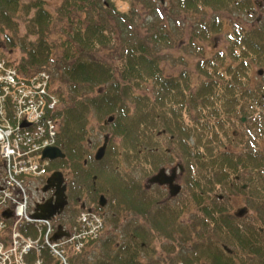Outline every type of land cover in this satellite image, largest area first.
Masks as SVG:
<instances>
[{
	"label": "rangeland",
	"instance_id": "374dc122",
	"mask_svg": "<svg viewBox=\"0 0 264 264\" xmlns=\"http://www.w3.org/2000/svg\"><path fill=\"white\" fill-rule=\"evenodd\" d=\"M250 1L254 8L234 13L232 10H215L205 7L200 2L198 8H189L184 5V0H164V2L161 0H114L120 12L114 13L107 7V13L101 15L104 19L103 23L107 26L106 33L108 32L107 36L111 42L108 45H100L97 56L108 63L116 74L118 69L124 67L125 49L127 51L131 45H138L143 40H152L155 31L156 38L163 36L156 43H158L161 57L160 66L164 75L176 76L181 80L182 73L185 72L191 78L192 86L195 88L201 87L203 80L208 78L223 86V89L218 90L219 92H217L218 87L215 88L217 96H212L213 104H209L207 107L201 106L200 109L194 108L192 112H189L186 107L183 110L184 125L188 124L196 130L189 137L190 146L197 144L199 137H202L205 144L208 139L212 140V145L217 152L228 151L237 156L257 151L264 159V102L251 92V90L261 89V92L264 93V64L262 62L264 54L259 55L258 52L261 53V51L248 42L249 39L257 42L264 40V0ZM47 2L48 8L56 16L62 0H47ZM98 17L100 18L97 15L96 19ZM69 26L66 23L57 24L51 29V39H65L64 36L58 37L67 32ZM151 31L153 32L151 33ZM26 32V24L20 23L17 36L19 45L13 50L8 48L11 54L6 49H0V60L16 69L19 74L21 72L19 69L20 60L26 56L21 48ZM1 38H3L2 34H0ZM33 39H35L34 36ZM65 51V47L58 46L52 51L51 60L45 65L46 70L50 72L49 78L51 77V82L54 83L52 88L55 92L62 88L60 78L65 69V64L59 61V64L62 65L57 67L58 62L56 61L62 60ZM245 51L249 52V56L246 54L244 57ZM243 64L244 70L242 69ZM231 68L232 70H230ZM259 70H262V74L258 73ZM1 77L0 75V87L3 84ZM237 77L241 83H236L237 87L233 92L225 91L226 84L238 82ZM65 87L68 86L65 85L62 89L67 92ZM107 87L108 84L97 85L93 88L87 86L83 88L82 92L88 97H93L98 93V90H104ZM135 93L152 97L154 94L153 81L136 88ZM57 96H50V109H45V117L48 115L56 117L58 111L65 107V103L60 102L59 96ZM226 97L229 98V101L224 104L217 99ZM9 103L7 107L12 105V109H14V103ZM111 116L115 119L117 114H104L91 110L88 115L87 133L82 142L87 152L79 160L82 163L84 159H88L89 162L95 163L93 162L95 161L94 154L104 143L105 136H108L106 154L101 160L103 162L99 161L100 170H96V174L110 175L116 179L114 176L117 170L123 180L137 181L145 187L153 204L150 211L142 215L119 204L120 198L124 195L122 191L120 192L121 188L119 187L122 183L117 179L116 187L119 190L113 188L104 190L101 176L97 177L95 183L91 179L87 182H80L85 192L82 202L87 205V208L103 214L106 227L100 239L88 247L85 246L81 253L73 251L74 247L70 241L61 245V248L65 252L67 249L66 253L70 254V256L67 254L68 264H101L111 258L110 256L117 255L124 247H127L128 251L137 250L135 241L142 240H145L147 246L149 245L146 250L140 251L142 260L150 259L158 264L159 262L160 264H188L186 262L188 259L193 260L191 264H212L213 258L204 253V251H208L214 256L211 250L206 249L208 245L210 249L213 248L212 243L219 246L220 251H217V254L223 259L230 256L237 261L241 259L258 260L254 254H249L252 257L243 255L244 253L240 251L236 243H233L229 238H224V234L219 232V225L205 218L193 193H200L202 195L201 202L208 205L217 204L226 207V213L235 218L233 222L240 228L254 226L263 231L264 210L257 209V207L261 204L264 196L260 198L256 191L260 181L264 179V163L262 168L257 171L239 168L235 174H229V178L222 184L216 185L210 192L209 188L204 186L203 176L207 172L197 165L192 166L191 170L186 167L183 168V171L178 170L177 165L182 162L179 158L181 150L176 139L171 138V134L159 133L164 127L162 122H159V126L153 130L155 137L152 141L160 151H167V161L172 159L170 162L166 161L157 169H152L144 156L145 152H142L141 156L129 153L128 157L124 150H120L118 156L117 146L122 142L120 137H114V120L107 124L104 122ZM242 117L245 118V121L241 120ZM57 120L59 121L58 118ZM60 123L59 121V128H61ZM60 131L57 129L58 134L61 133ZM147 140L145 139V141ZM61 149L66 153L65 149L62 147ZM171 155L173 158H170ZM66 158L67 156L51 161L57 160L56 163L59 164V159ZM50 166L49 161V164H46L44 176L41 177L42 179H38V182L44 183V177H48L62 168L51 169ZM174 167H177L176 182L182 186V190L177 196H170L167 186L148 185L149 178L156 174L158 169L165 168L167 174H171ZM88 169L90 168H84L83 171ZM236 175H240L237 178V186L233 182ZM194 180H199L201 187L193 184ZM43 183L37 187L29 186L27 189L30 213L35 210L37 204L46 201H41V194L44 192L42 190ZM242 184L249 185H246L245 189H241V191L235 190ZM121 187L123 188V186ZM91 188L94 189V192ZM100 194H104L107 198L106 206L104 205L101 209L97 207L98 203L94 205L92 202L95 197L96 199L100 198ZM125 201L127 200L125 199ZM4 207V212L10 213L8 218L14 217L10 208L13 205ZM242 207H247L248 213L243 217H237L235 213ZM163 208L168 209L167 213L172 210L177 211V218L174 219L172 230L170 227H165L168 234L156 229L154 223L159 222V209ZM79 212L80 210L76 213L69 210L63 211L61 215L53 219V223L70 226L76 221ZM69 244L72 248L68 247ZM4 246L7 247V244ZM40 262L41 264H59L48 254L40 259Z\"/></svg>",
	"mask_w": 264,
	"mask_h": 264
},
{
	"label": "trees",
	"instance_id": "16d2710c",
	"mask_svg": "<svg viewBox=\"0 0 264 264\" xmlns=\"http://www.w3.org/2000/svg\"><path fill=\"white\" fill-rule=\"evenodd\" d=\"M184 1V5L189 8H198L200 2L205 7L215 10H232L234 13L254 8L250 0ZM107 7L114 13L120 12L114 0H62L56 16L48 8L47 0H0V34L3 35V38L0 39V49H6L11 54L8 48L13 50L19 45L17 36L20 23L27 26L25 38L21 43V48L26 53L19 63L21 71L36 75L40 70L47 69L45 65L51 60L54 49L58 46L66 48L62 60L56 61L65 64L60 80L62 88L65 85L68 86L65 87L67 92L62 88L56 90L60 102L65 103V107L58 111L56 116L61 122V133H59L56 145L66 150L67 158L59 159V164L51 161L50 168L59 169L66 162H71L76 168L82 165L79 159L87 152L82 142L87 133L88 115L91 110H96L104 114H117L113 121V133L114 137H120L122 142L117 146V155H120V150H124L128 157L129 153L141 156V153L145 152L144 156L152 169H157L167 161V151H160L152 141L155 137L153 130L159 126V122H162L164 127L159 133L171 134V138H175L179 144L181 150L179 158L182 161L179 165L189 170L192 166L197 165L207 172L203 176L204 186L209 188L210 192L216 185L222 184L229 178V174H235L239 168L260 170L264 163L260 152L237 156L228 151L217 152L212 145V140L208 139L205 144L202 137H199L197 144L190 146L189 137L192 136L195 129L188 124L184 125L183 110L186 107L189 112H192L194 108L200 109L201 106L207 107L209 104H213L214 100L212 101L211 98L217 96L215 88L218 87L217 92H219L218 90L223 89V86L208 78L203 80L201 87L195 88L192 86L191 78L185 72L182 73L181 80L176 76L164 75L160 66L161 57L158 43H156L163 36L156 38L157 33L151 31L154 35H151L152 40H143L138 45H131L127 51L125 49L124 67L118 69L116 74L108 63L97 56L99 46L108 45L111 42L107 36L108 32L106 33L107 26L103 23L104 19L101 16L103 13H107ZM97 15L100 18L96 19ZM65 23L70 26L67 28V32L58 37L64 36L65 39H51V29L57 24ZM248 42L261 51V53L258 52L259 55L264 54V40L257 42L249 39ZM246 54L249 56V52L245 51L244 57ZM59 62L56 63L57 67L62 65ZM262 62L264 64V61ZM242 69H245L244 64ZM236 80L238 82L226 84L225 91L233 92L237 87L236 83H241L238 77ZM149 81H153L154 86L152 97L135 93L136 88L142 87ZM102 84H108V87L98 90V93L93 97H88L82 92L83 88L87 86L93 88ZM52 85H54L53 82L49 85L51 91ZM261 91V89L251 90L255 97L264 102V93ZM54 92L55 90H53ZM217 99L223 104L229 101L228 97ZM145 139L148 140L145 141ZM170 158L173 156L171 155ZM170 160L172 159H168L167 162ZM115 174L114 177L122 183L119 185L120 192L122 191L125 196L120 198L119 204L142 215L149 212L153 202L148 196L147 189L137 181L123 180L117 170ZM100 176L104 190L118 189L116 179L110 175ZM239 176L236 175L235 181H233L236 186ZM193 184L201 187L199 180H194ZM259 184L256 192L261 198L264 196V179ZM241 189H245L243 184L240 188H235L239 191ZM193 195L205 218L219 225V232L224 234L225 239L229 238L233 243H236L240 251L244 253L243 255L252 257L249 254H254L258 258L256 261L244 259L237 261L230 256L223 259L217 254V251H220L219 246L212 243L213 248L210 249L208 245L206 249L211 250L214 256L208 251H204L205 254H209L213 258L212 264H264V230L260 231L254 226L242 229L233 222L235 218L226 213V207L217 204L208 205L201 202L202 195L200 193H193ZM212 201L215 202L214 199ZM257 209L264 210V199ZM167 210V208L159 209V222H154L155 228L164 234H168L166 228L170 227L172 230L174 219L177 218V211L172 210L167 213ZM208 235L210 236L209 233ZM204 237L206 238V236ZM135 242L137 250L128 251L127 247H124L117 255L110 256L111 258L101 264H158L150 259L142 260L140 251L149 247L145 240ZM188 260H186L188 264L193 261Z\"/></svg>",
	"mask_w": 264,
	"mask_h": 264
},
{
	"label": "built area",
	"instance_id": "2783aa9c",
	"mask_svg": "<svg viewBox=\"0 0 264 264\" xmlns=\"http://www.w3.org/2000/svg\"><path fill=\"white\" fill-rule=\"evenodd\" d=\"M0 75V264H31L29 256L34 257L32 264H41L45 254L59 264H68L67 249L65 252L61 245L70 241L74 248L68 247L81 251L86 242L99 237L103 221L98 213L84 210L70 227V236L53 241L52 221L31 217L27 189L39 185L48 164L42 151L57 138L53 116L44 115L54 95L49 92L46 71L22 76L0 60ZM9 102L14 103V109L7 107ZM22 122L29 126L23 127ZM10 205L14 217L6 219L4 206Z\"/></svg>",
	"mask_w": 264,
	"mask_h": 264
},
{
	"label": "water",
	"instance_id": "95a60500",
	"mask_svg": "<svg viewBox=\"0 0 264 264\" xmlns=\"http://www.w3.org/2000/svg\"><path fill=\"white\" fill-rule=\"evenodd\" d=\"M161 2H164V0H161ZM259 74H262V70L258 71ZM114 120V117H109L105 124L112 122ZM242 121H245V118H242ZM108 136H105L104 143L102 146H100L96 153H95V159L101 160L106 152L107 145H108ZM65 153L61 150V148L57 146H49L46 147L43 150V158H49L51 160H54L56 158H64ZM181 171H183V166L179 165L177 166ZM177 167H174L172 169L171 174H167L165 168H161L156 174L152 175L149 178L148 185L151 184H158L160 186H167L169 189V194L172 197L177 196L181 190L182 186L181 184L176 182L177 179ZM245 188L246 185H243ZM52 188H55L54 196L48 200H46L44 203H39L36 205L35 211L33 213V217L37 219H52L56 215H59L64 210L65 206L67 205V195H66V189L67 186L65 184V178L61 171H55L53 172L47 179L46 184L43 187V191L46 192ZM107 203V199L104 195L100 196V205L104 206ZM248 213L247 207L239 208L235 215L237 217H243ZM5 217H9L10 213L4 212ZM68 235L67 232H65L62 229V225H58V230L53 236V240L60 239L61 237Z\"/></svg>",
	"mask_w": 264,
	"mask_h": 264
},
{
	"label": "flooded vegetation",
	"instance_id": "af4514ba",
	"mask_svg": "<svg viewBox=\"0 0 264 264\" xmlns=\"http://www.w3.org/2000/svg\"><path fill=\"white\" fill-rule=\"evenodd\" d=\"M56 162L57 160H55V163ZM87 167H89L90 169H88L87 171H83V169ZM59 170L63 172L65 183L67 185L66 195L68 202L67 205L65 206L66 209L64 208V211L69 210L76 213L79 210L87 208V205L84 202H82V197L85 195V192L83 187L80 185V182L82 183L87 182L91 179L92 182L95 183L97 177L100 176L96 174V170L97 171L100 170L99 161L92 163L89 162L88 159H84L82 165H80L79 168H76L71 162H66L64 163L63 167ZM55 190H56L55 188H52L47 192H42L41 201L43 202L47 199L55 197L54 196ZM93 190L94 189H92V191ZM92 202L94 203V205L98 203L97 207L99 209L104 207L100 205V198L96 199L95 197L94 199H92Z\"/></svg>",
	"mask_w": 264,
	"mask_h": 264
}]
</instances>
